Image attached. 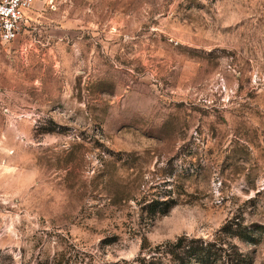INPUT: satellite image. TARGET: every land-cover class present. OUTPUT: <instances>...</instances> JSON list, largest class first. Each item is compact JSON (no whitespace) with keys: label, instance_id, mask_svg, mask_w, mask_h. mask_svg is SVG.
<instances>
[{"label":"rangeland","instance_id":"1","mask_svg":"<svg viewBox=\"0 0 264 264\" xmlns=\"http://www.w3.org/2000/svg\"><path fill=\"white\" fill-rule=\"evenodd\" d=\"M235 216L264 226V0H32L0 38V264H168Z\"/></svg>","mask_w":264,"mask_h":264},{"label":"trees","instance_id":"2","mask_svg":"<svg viewBox=\"0 0 264 264\" xmlns=\"http://www.w3.org/2000/svg\"><path fill=\"white\" fill-rule=\"evenodd\" d=\"M177 204L172 199L152 200L146 210L151 215H167ZM244 221L243 216L227 220L211 239L183 235L174 242L160 245L157 249L159 252L154 253L150 259L166 258L168 264H248L247 256L232 245L234 243L231 240L255 242L257 233L264 235V226L253 229L254 226L246 225Z\"/></svg>","mask_w":264,"mask_h":264},{"label":"built area","instance_id":"3","mask_svg":"<svg viewBox=\"0 0 264 264\" xmlns=\"http://www.w3.org/2000/svg\"><path fill=\"white\" fill-rule=\"evenodd\" d=\"M32 0H0V38L6 43L19 38L28 21Z\"/></svg>","mask_w":264,"mask_h":264}]
</instances>
